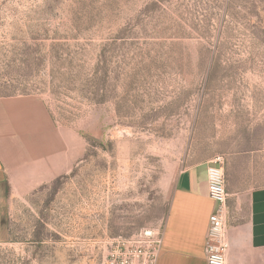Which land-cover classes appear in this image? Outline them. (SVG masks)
Here are the masks:
<instances>
[{
    "label": "rangeland",
    "instance_id": "374dc122",
    "mask_svg": "<svg viewBox=\"0 0 264 264\" xmlns=\"http://www.w3.org/2000/svg\"><path fill=\"white\" fill-rule=\"evenodd\" d=\"M43 100L80 155L5 205L0 264H130L178 174L264 188V0H0V98Z\"/></svg>",
    "mask_w": 264,
    "mask_h": 264
},
{
    "label": "crops",
    "instance_id": "0c3cea01",
    "mask_svg": "<svg viewBox=\"0 0 264 264\" xmlns=\"http://www.w3.org/2000/svg\"><path fill=\"white\" fill-rule=\"evenodd\" d=\"M70 136L35 97L0 98V243L7 242L5 205L72 173L80 160ZM209 163L176 177L156 264H207L206 235L215 204ZM226 264H264V188L229 200Z\"/></svg>",
    "mask_w": 264,
    "mask_h": 264
},
{
    "label": "built area",
    "instance_id": "2783aa9c",
    "mask_svg": "<svg viewBox=\"0 0 264 264\" xmlns=\"http://www.w3.org/2000/svg\"><path fill=\"white\" fill-rule=\"evenodd\" d=\"M221 159L208 168L209 196L215 208L209 219L206 235L207 264H226L228 242V192ZM137 242L139 254L130 264H156L162 246V232L146 230Z\"/></svg>",
    "mask_w": 264,
    "mask_h": 264
}]
</instances>
